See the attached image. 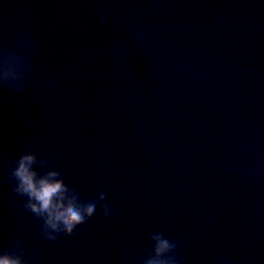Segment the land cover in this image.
I'll return each mask as SVG.
<instances>
[{"label":"water","instance_id":"water-1","mask_svg":"<svg viewBox=\"0 0 264 264\" xmlns=\"http://www.w3.org/2000/svg\"><path fill=\"white\" fill-rule=\"evenodd\" d=\"M5 259L264 264V0H0Z\"/></svg>","mask_w":264,"mask_h":264},{"label":"clouds","instance_id":"clouds-1","mask_svg":"<svg viewBox=\"0 0 264 264\" xmlns=\"http://www.w3.org/2000/svg\"><path fill=\"white\" fill-rule=\"evenodd\" d=\"M25 180L29 182V186L31 187V177L26 176ZM61 184H44L42 189L37 193L38 198L43 202L44 207H48L51 198L60 190ZM93 209L89 208V212L91 213ZM68 216L72 221H76L79 219V214L75 212L71 207L67 209ZM163 246H167V242H162ZM0 264H15V262L8 260H0Z\"/></svg>","mask_w":264,"mask_h":264}]
</instances>
